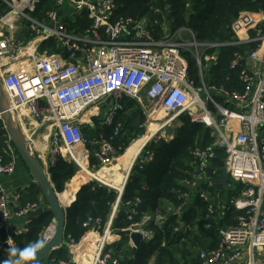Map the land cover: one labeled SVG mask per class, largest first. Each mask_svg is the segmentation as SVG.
I'll list each match as a JSON object with an SVG mask.
<instances>
[{"label":"built area","instance_id":"1","mask_svg":"<svg viewBox=\"0 0 264 264\" xmlns=\"http://www.w3.org/2000/svg\"><path fill=\"white\" fill-rule=\"evenodd\" d=\"M41 4L49 7L40 10L45 11L40 17L35 13ZM0 5L3 6L0 77L9 111L24 132L25 115L47 129L50 142L45 171L48 175L49 167L60 157L81 168L82 164L91 167V156L99 165L111 163L117 155L113 140L123 126L118 116L125 108L127 97L136 99L149 117L158 111L169 115L160 124L162 127L188 114L193 121L212 130L215 142L206 150L195 151L203 172L185 184L200 189L201 182L214 183L205 171L208 158L215 153L214 146L224 148L227 155V186L236 188L239 183L243 184L238 196L231 200L240 211L237 223L220 229L217 247L199 251L200 264H264V33L260 27L264 23L263 12H240L230 26L231 40L203 43L189 28H180L173 34L164 31L158 37L148 29L145 18H115L117 0H0ZM182 31L189 37L178 36ZM252 42H257L255 49H248L246 55L236 53L232 61L235 66L240 59L246 60L247 67L239 75L246 88L244 91L220 88L226 103L218 102L211 92L214 87L203 80V57L198 48L202 44L220 48ZM54 48L57 51H52ZM192 48L198 52L195 57L202 85H197L189 75L184 52H193ZM212 59L216 60V55ZM15 61H21V66L13 64ZM143 100L149 101V109L142 104ZM85 125L95 129L113 125L114 130L110 135L101 132L90 138L82 130ZM152 159L153 154L148 155L144 162ZM15 169L16 159L7 160L0 154V176L10 175ZM1 187L0 246L14 249L13 234H20L21 230H11L10 224L16 218L29 216L43 207V203L40 200L23 202L21 191ZM124 189V185L118 189V197L104 224L92 216L84 222L89 230L82 240L95 233L92 264H121L125 257L123 252L107 249ZM182 196L192 197L189 193ZM200 196L206 197L204 192ZM141 203L140 197L127 202L128 219H134L128 227L130 244L135 248L132 233H141L146 241L153 238V232L144 228L145 223L135 220ZM183 206H169V210L181 215ZM180 223L176 229L191 228ZM51 226L42 233L39 247L54 237L56 230L50 237L47 235ZM82 240L69 239L73 258L49 259L48 256L41 264H83L77 257ZM1 258L4 262L19 258L21 264L26 259L18 254L11 256L10 252Z\"/></svg>","mask_w":264,"mask_h":264},{"label":"trees","instance_id":"2","mask_svg":"<svg viewBox=\"0 0 264 264\" xmlns=\"http://www.w3.org/2000/svg\"><path fill=\"white\" fill-rule=\"evenodd\" d=\"M117 2L115 18L132 17L140 20L148 17L149 21H146L148 29L155 36L161 37L164 35L163 17L164 14H168L172 33L180 28H189L203 43L231 40L233 36L229 27L242 11L264 13V0H117ZM47 7L49 5L41 4L35 14L43 16L45 11L40 10ZM1 10L3 11L2 5H0ZM260 27L264 33V23ZM50 43L52 44V41ZM41 47H45V43ZM256 47L257 42H252L247 45L206 49L202 58L203 80L208 86L214 87L211 92L218 102L226 103V96L219 91L220 88L244 91L246 84L240 80L239 75L247 67L246 60L240 59L235 66H232V61L236 58V53L246 55L248 49ZM208 54L216 55L217 59L204 60ZM184 55L188 59L190 78L197 85H202L197 58L190 51H185ZM124 104L125 108L118 116L123 126L113 140L120 155L126 150L131 138L143 133L142 125L146 118L142 110L130 117L128 111L137 110L136 105H139L136 99L127 97L124 99ZM229 104L233 106L232 103ZM82 130L91 138L101 132L110 135L114 126L107 125L95 129L85 125ZM211 132L210 128L193 121L188 114H182L172 138L158 136L146 143L130 171L120 206L113 220L112 226L117 231L118 238L110 241L107 246V249L123 252L124 255L135 252L123 258L121 264H200L199 251L217 247L220 241V229L237 223V215L240 211L233 206L231 200L238 196L242 183L234 188L201 182L200 189L185 184L186 180L192 181L203 172L195 151L206 150L214 145L215 138ZM4 133L5 130L0 129V137ZM214 151V155L208 158L205 169L207 175H211L213 179L221 176V167L225 165L224 150L214 146ZM151 154L153 159L144 162L145 157ZM89 165L98 166L99 161L91 156ZM49 174L54 188L60 194L66 184L78 181L77 193L75 192L74 197L64 205L66 206L64 242L49 257V259H69V239L73 238L76 242L82 240L89 230L84 226L89 216L100 219L104 224L111 214L112 204L118 197V191L91 179L93 176L79 169L75 162L63 157L49 167ZM34 185L39 194L40 186L37 183ZM69 189L62 192V196ZM202 192L206 197L200 196ZM183 193H189L192 197L186 198L182 196ZM136 197L142 199V203L138 206L140 214L149 210L154 218L144 225L146 230L153 232V238L148 241L142 240L134 249L130 244L128 230L134 219H128L130 207L127 202L135 200ZM35 198H27L22 193L23 202L37 201ZM182 204L184 206L181 215L169 210V206L177 208ZM53 216L52 210L46 208L40 215L30 217L26 232L13 234L14 249L17 250L18 255L30 245L40 242L41 235L50 225ZM139 216L135 220H139ZM157 216H162V221H156ZM180 221L189 224L191 228L176 229L180 226ZM10 249L7 245L0 246V255L9 253ZM91 253L92 249L88 246L85 237L79 244L77 257L83 264H88Z\"/></svg>","mask_w":264,"mask_h":264},{"label":"rangeland","instance_id":"3","mask_svg":"<svg viewBox=\"0 0 264 264\" xmlns=\"http://www.w3.org/2000/svg\"><path fill=\"white\" fill-rule=\"evenodd\" d=\"M146 21H149L148 17L146 18ZM163 28H164V31H166L167 33H172V30L170 28V20H169L168 14H164ZM229 29H230V27H229ZM229 35H230V33H229ZM178 36H180L182 38L183 37L184 38L189 37L185 31L178 33ZM263 43H264V40H263ZM206 49H207V45H204V44L200 45V47L198 48V52L200 55H202V57H203ZM191 50H193L192 53L196 56L198 52H196V50H194L193 48ZM206 56L208 57V60H210V59H212V56H214V55L208 54ZM204 60H207V58L205 57ZM13 64H16V65L19 64V66H21L22 63H21V61H15V62H13ZM25 64H26V62H25ZM31 64L32 63H30L29 65H31ZM203 97H205V96L203 95ZM142 104L145 107H147V109H149V106H150L149 101L143 100ZM136 107H137V110H129L128 111L130 117L135 116L139 110H142L143 113L146 112V110L144 108H142L143 106L140 103H139V105H136ZM145 116H146V118H145L144 122H147V124L144 125V123H143V125H142L144 128L143 133H139V135L137 137L131 138V141L127 145L126 150L124 151L123 154L120 155L117 152V155L115 156L114 160L107 165L102 164V165H98L94 168L93 167L88 168L91 172H95V173L101 175V179L107 181L110 185L107 183H104V182H102V184L108 185L109 187L116 189L118 191V193H119L118 189H120L119 187H121L123 184L124 176H126V173L129 170L128 169L129 164L132 161V159L134 158L135 150L138 147H140V145L143 143V141L148 136H150L152 133H154L153 130H155L158 126H160V124L163 123L169 117V115H167L161 111L155 112L152 115V117H149L146 113H145ZM24 117H25V120L27 123L26 132H24L21 129V127H19L15 123V121L13 120L14 126L21 133V135L24 138L23 142H24L25 149L28 152H30L33 156H35L37 158V160L40 162V164L42 165V167L46 170V161L41 156H44L45 158L47 157V153H48V149H49V142H50L48 131L44 125H38L37 123H34L33 120L29 116L25 115ZM94 118L97 119L96 116ZM177 123H179V118H177L175 121H173L170 125L162 127L156 134H154V135L152 134L153 135L152 139L157 138L158 136H163V135L166 136V135L170 134L176 128ZM150 128H151V131H149ZM0 129L5 130L4 135L0 137V150L2 152H4V155H6V156H7V154H9V155L15 154L18 161L24 162L20 152L18 151L17 147L15 146V143L11 139L10 133L8 131V128H7V124L1 115H0ZM90 130L92 131V129H90ZM224 154H225L224 156L226 159L227 155H226L225 151H224ZM224 162H225V160H224ZM76 165L79 167V169H82L78 164H76ZM25 166H27V165H25ZM48 172H49V169H48ZM109 172L110 173L113 172L110 174V179H108V180L104 179L105 176L102 173L108 174ZM85 173L89 174L87 172H85ZM49 176H50V174H49ZM91 179H95L96 181H98L94 177H91ZM40 193L43 194L42 190ZM37 195H38V192H37ZM67 198H68V195L62 196V198L59 195L60 203L63 206L67 203L66 202ZM35 199L37 201H39L38 200L39 198H35ZM40 201L43 203L44 208H49L50 203L48 202V200L45 198L44 195L42 196V198H40ZM156 221H158V220H156ZM116 232L117 231H115V230L112 231L111 241H115L118 238V236H116V234H117ZM68 247H69L70 257L73 258L74 252L72 250H70V245H68ZM71 249H73V248L71 247Z\"/></svg>","mask_w":264,"mask_h":264},{"label":"water","instance_id":"4","mask_svg":"<svg viewBox=\"0 0 264 264\" xmlns=\"http://www.w3.org/2000/svg\"><path fill=\"white\" fill-rule=\"evenodd\" d=\"M1 17H2V13L0 11V18ZM0 114L7 124V128L10 133L11 139L13 140L15 146L20 152L24 163L29 168L31 175L34 179V182L41 187L43 195L50 203L49 209H51L52 212L54 213V216L50 223V224H56V232L54 237L44 246L37 248L34 254L28 256L23 262V264H41L43 261L47 259L48 256H50L53 253L54 250L61 247V245L64 242L65 225H66V206H63L60 203V199H59L60 193H58L54 188L50 176L47 174V172L42 167L40 162L37 160L35 156H33L30 152H28L25 149L23 142L24 138L14 126L12 114L9 111L8 99L2 86L1 77H0ZM135 160L136 158L133 160L129 168V171L127 173L126 180L124 182V188ZM221 172H222L221 176L215 178L214 183L220 186H227L229 184V173L227 171L226 165L221 167ZM1 186H2V180L0 178V191L2 189ZM45 210L46 208L39 207L30 214V217L38 216L41 213H43ZM131 240L133 241L134 245L138 247L141 241L143 240V235L138 232L132 233Z\"/></svg>","mask_w":264,"mask_h":264},{"label":"crops","instance_id":"5","mask_svg":"<svg viewBox=\"0 0 264 264\" xmlns=\"http://www.w3.org/2000/svg\"><path fill=\"white\" fill-rule=\"evenodd\" d=\"M52 51H57V50L54 48V50H52ZM174 133H175V129L173 132H171L170 134H168L164 137L170 139L174 136ZM0 154L4 155V152H2L0 150ZM4 156L6 157L7 160L12 159L13 157L16 159V169H15L14 173H12L10 175H1L0 176V178L2 180L3 187H5L6 189H8L10 191L19 190L27 198L36 197V198H39L38 200H40V198H42L43 194L40 193L37 195L36 192L38 189L34 185L35 183H34L33 177L31 175L29 168L27 166H25L26 164L24 162L18 161L15 154H10V155L7 154V156L6 155H4ZM41 157H43L45 159L46 165H47V157L46 158L44 156H41ZM128 169H129V167H128ZM111 173H113V172H111ZM111 173L110 172L108 174L102 173L105 176L104 179H107V180L110 179ZM127 173H126V176H127ZM99 176H101V175H99ZM126 176H124L123 183L126 179ZM69 182H67V183H69ZM77 185H78V181L70 182L68 185L66 184L65 189L62 192L64 193L68 188H70L69 191L64 194V196L68 195L67 201L71 200L74 197L75 192L77 193V191H76ZM40 189H41V187H40ZM62 192H61V194H59L61 196V198H62ZM75 199H76V194H75ZM139 215H140L139 221L142 222L143 224L145 223L144 225H146L152 218H154L153 213H151L149 210H146ZM162 219L163 218L161 216H157V220H162ZM29 222H30V215L27 217L16 218L10 224L11 230L15 231V230L20 229L21 230L20 233L26 232L28 230V229L26 230V228H28ZM133 248L135 249V247H133ZM134 253L129 252V253L124 255L125 256L124 258H126V256H128L130 254L132 255ZM0 259H1V255H0ZM3 262L4 261L2 260V264H3Z\"/></svg>","mask_w":264,"mask_h":264},{"label":"bare ground","instance_id":"6","mask_svg":"<svg viewBox=\"0 0 264 264\" xmlns=\"http://www.w3.org/2000/svg\"><path fill=\"white\" fill-rule=\"evenodd\" d=\"M161 127H162V126H158L155 130H153V132H157V131H159V130L161 129ZM149 131H151V128H150ZM150 136H151V135H150ZM150 136H148V137L143 141V143L140 145V147H138V148L135 150L134 158H133L132 161L130 162L129 168H130V166H131L133 160H134L135 158H137V157L140 155V153H141V151H142V148L144 147V145H146V143L148 142V139L150 138ZM82 166H83V168H82L81 170H83V171L89 173L91 176H93V177L96 178L97 180H100V181H102V182H104V183L109 184L107 181L101 179V176H99L97 173H95V172H91V171H90V170H89L84 164H82ZM123 185H124V183L122 184L121 187H119L120 190L123 188ZM113 186H114V185H113ZM55 230H56V224H52V226L50 227V229H49L48 232H47V235L50 237V236L55 232ZM94 236H95V233H90V234H88V235L86 236L88 246H90V247L93 249V250H92V253H91V257H90V262H89L88 264H92L91 261H92V259H93V254H94V252H93V251H94Z\"/></svg>","mask_w":264,"mask_h":264},{"label":"clouds","instance_id":"7","mask_svg":"<svg viewBox=\"0 0 264 264\" xmlns=\"http://www.w3.org/2000/svg\"><path fill=\"white\" fill-rule=\"evenodd\" d=\"M39 246H40L39 243L30 245L28 248L19 252V257L24 258V257H27V256L34 254L35 250L37 248H39ZM10 254H11V256H16L17 250L16 249H10ZM3 264H21V260L19 258L18 259H8L5 262H3Z\"/></svg>","mask_w":264,"mask_h":264}]
</instances>
